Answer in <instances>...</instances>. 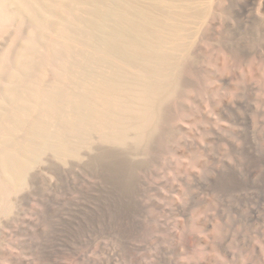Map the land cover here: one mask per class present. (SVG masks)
<instances>
[{
	"label": "bare ground",
	"instance_id": "6f19581e",
	"mask_svg": "<svg viewBox=\"0 0 264 264\" xmlns=\"http://www.w3.org/2000/svg\"><path fill=\"white\" fill-rule=\"evenodd\" d=\"M229 8L238 26L264 19V0H0V264H94L93 222L28 224L19 237L3 222L50 159L73 166L87 213L94 186L106 191L108 264H145L159 246L166 264H264V222H247L263 135L252 127L249 141L222 110L241 84L264 100V63L202 56ZM183 186L224 195L216 211L235 222L218 224L197 192L185 211Z\"/></svg>",
	"mask_w": 264,
	"mask_h": 264
},
{
	"label": "rangeland",
	"instance_id": "374dc122",
	"mask_svg": "<svg viewBox=\"0 0 264 264\" xmlns=\"http://www.w3.org/2000/svg\"><path fill=\"white\" fill-rule=\"evenodd\" d=\"M224 11V13L215 15L217 32L210 36L206 41V48L208 52L206 55H202L205 57L204 61L206 62L207 56L210 57V55L222 50L234 57L238 67H246L251 62L264 63V19H252L250 23L238 26L234 23L232 9L229 8V12L226 10ZM0 40L1 49L9 42V36L2 37ZM202 56L199 58L201 62L203 61ZM199 72L207 75L209 73L210 75L215 74L214 69L207 70V68H200ZM213 79L215 80L214 77ZM217 80L214 81L216 85H218L222 92L224 90L226 91L227 83L225 79H220L219 77ZM255 92L254 90H251L250 87L241 84L235 92L236 98L233 100V109L231 110L224 106L222 107L223 111L226 110L229 113L231 112L233 117L231 115L230 116L233 125H237L239 122L242 124L244 130H248L245 132L246 137L249 141L253 142L258 140V136L256 133L250 132L252 127H255L257 130H261V134L263 135L262 140L264 141V100L254 99ZM258 94L263 96L264 93L258 92ZM236 112L238 115H236ZM222 122L227 125L229 124L224 120H222ZM227 135L230 134L227 133ZM51 160L52 159H50L48 165L42 170L39 177L31 178L28 185L29 188H27V191L23 193L21 199L15 203L13 212L9 217L4 218L5 221L3 220V222H10L15 226V231L18 232L15 234L17 237H19V234L23 232V228H25L28 224L32 225L40 222H93L94 227L91 247L94 264H108L109 248L107 246L105 232V225H107L108 218L106 207L103 202L106 200V191L101 186H97L96 188L94 186L95 191L92 196L91 207L89 208L91 211L87 213V210H82L86 209L84 206L86 199L84 201V198L77 196L79 193L76 190L75 172L73 166L68 164L66 168L62 169L58 163ZM198 171L200 172L202 179L207 174L206 170L200 171L199 169ZM256 183H258L257 179L254 180L250 191L256 189ZM175 184L177 185L179 183L175 182ZM203 184H205V181H203ZM183 189L185 191L183 200L187 199L186 203H189L186 204L184 209L187 208L188 210L185 211L196 208L197 201H195V196H197L198 193L200 196H205L211 201L214 200L211 204L213 207L206 205L204 208L207 211L211 207V210L209 209L208 211L209 213H213L215 215L218 224L222 225L225 222H229L228 224L232 225V222H235L230 218L228 219L229 221L220 220L218 211H216L218 210V207L228 211L227 207L221 200V197L223 198L224 195H221L219 192L214 190L208 193L204 190V187L203 189L196 191L193 188L185 186H183ZM188 191L193 195H190V193L187 194ZM263 195L264 189L262 188L257 190V195H249L250 205H254L256 203L259 211L258 216L253 217L250 221H247L250 222L249 225L259 227L260 222H264ZM179 200L183 203L182 198H179ZM189 207H191V209ZM239 209H241V207ZM183 210H181V212ZM178 215L179 216L177 217H182L181 213H178ZM219 221H221V223ZM46 230V232H48V229ZM184 238L185 240L187 239L186 241L188 245H193L192 243H194L195 240L194 235L192 236L188 233ZM147 251V253L150 254L149 257L145 259V264L167 263V254L164 255L165 253L162 249H160V246L157 247V249L147 247Z\"/></svg>",
	"mask_w": 264,
	"mask_h": 264
}]
</instances>
